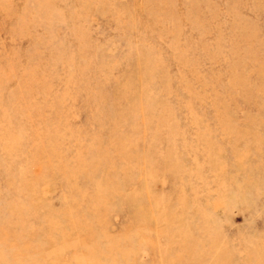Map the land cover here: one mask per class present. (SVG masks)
I'll return each mask as SVG.
<instances>
[{
    "label": "rangeland",
    "instance_id": "rangeland-1",
    "mask_svg": "<svg viewBox=\"0 0 264 264\" xmlns=\"http://www.w3.org/2000/svg\"><path fill=\"white\" fill-rule=\"evenodd\" d=\"M0 264H264V0H0Z\"/></svg>",
    "mask_w": 264,
    "mask_h": 264
}]
</instances>
